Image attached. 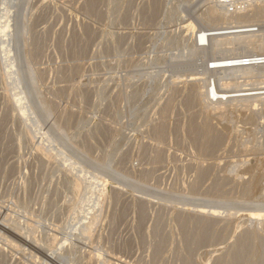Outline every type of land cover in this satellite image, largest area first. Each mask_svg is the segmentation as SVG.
<instances>
[{
    "label": "rangeland",
    "instance_id": "374dc122",
    "mask_svg": "<svg viewBox=\"0 0 264 264\" xmlns=\"http://www.w3.org/2000/svg\"><path fill=\"white\" fill-rule=\"evenodd\" d=\"M261 4L0 0V220L40 240L35 250L0 230V264H263L264 104L205 97L211 81L229 92L264 86L206 66L262 53ZM243 25L253 46L196 47L198 31ZM201 206L217 219H196Z\"/></svg>",
    "mask_w": 264,
    "mask_h": 264
},
{
    "label": "bare ground",
    "instance_id": "6f19581e",
    "mask_svg": "<svg viewBox=\"0 0 264 264\" xmlns=\"http://www.w3.org/2000/svg\"><path fill=\"white\" fill-rule=\"evenodd\" d=\"M213 1H215L217 4H219V5H227L226 7H236V4H243V5H247V7L249 6V7H255V6H253L252 4L254 3V1H261L262 3L264 2L263 0H213ZM212 2V1H211ZM252 5V6H251ZM261 5H263L262 7L264 8V4H261ZM259 7V6H258ZM235 9V8H234ZM241 9V8H240ZM243 9V8H242ZM252 9V8H251ZM260 9H261V7H260ZM237 10V9H236ZM249 10V9H248ZM253 10V9H252ZM262 10V9H261ZM214 11V8H211V12H213ZM256 11H257V9H256ZM258 11H259V9H258ZM241 12V11H240ZM248 12V11H247ZM253 31H254V29H253V25H243V26H233V27H226V28H220V29H209V30H201V31H198L197 32V38H196V47L197 48H199V47H204V46H209V44L211 43V41L213 42H217L216 43V45L217 46H224V45H227V46H230L231 44L233 45V41H240L241 39H246L247 40V43H248V45L249 46H253V44H254V42H255V34L253 33ZM256 32V31H255ZM260 50L262 51V53H260V54H258V53H255V54H240V55H237V56H234V57H226V58H217V59H211V60H209L208 62H206V63H208V64H206V66H207V69H213V70H217V71H223V72H238L239 73V75L240 76H242V77H246V78H252V79H264V43L263 44H261L260 45ZM209 84L207 85V91H206V93H205V97H206V99H207V101H208V103L210 102V103H215L216 105H221V104H223L222 102H224L225 100H226V102H227V100H234V101H237V100H248V99H251V100H258L259 102H261V104H264V86H262V87H258V88H253V89H249V90H237V91H219V89H217L216 88V84H215V82L214 81H211V83L210 82H208ZM227 84V83H226ZM259 85V84H258ZM261 85H263V84H261ZM227 86V85H226ZM229 86V85H228ZM227 86V87H228ZM16 88V87H15ZM13 89V88H12ZM15 90H17V88L15 89ZM14 90V91H15ZM13 91V92H14ZM12 92V93H13ZM24 94V93H23ZM15 95H16V93H15ZM14 95V96H15ZM19 95V94H18ZM17 95V96H18ZM25 96V95H24ZM23 96V97H24ZM23 100H24V98H23ZM39 100V99H38ZM19 101H22V100H19ZM24 102H25V100H24ZM42 102V101H41ZM233 102V101H232ZM253 102V101H252ZM257 102V101H256ZM258 102V103H259ZM21 103V102H20ZM19 103V104H20ZM43 103V102H42ZM228 103H229V101H228ZM18 104V105H19ZM22 104V103H21ZM225 104V103H224ZM17 105V106H18ZM24 105V104H23ZM22 105V106H23ZM45 105V104H44ZM216 105H214V106H216ZM252 105V104H251ZM20 106V105H19ZM27 106V105H26ZM42 106H43V104H42ZM46 106V105H45ZM48 106V105H47ZM44 107V106H43ZM25 108V107H24ZM30 108V107H29ZM43 109V108H42ZM44 109H46V108H44ZM20 110V109H19ZM23 110V109H22ZM25 110V109H24ZM48 110H50L49 109V107H48ZM52 111H53V109H52ZM23 112V111H22ZM26 112V111H25ZM47 112V111H46ZM51 112V111H50ZM32 113H34V112H32V108H31V114ZM25 114H27V113H24V115ZM30 114V113H29ZM46 114V113H45ZM49 114H51V113H49ZM48 114V115H49ZM34 115V114H33ZM36 115V114H35ZM26 116V115H25ZM29 116V115H28ZM27 116V117H28ZM44 116V115H43ZM35 117V116H34ZM24 118V117H23ZM31 118V117H30ZM27 119V118H26ZM29 120V119H28ZM33 121H36V120H33ZM38 121V120H37ZM205 121H206V119H205ZM25 122V121H24ZM26 123V122H25ZM36 124V123H35ZM39 124V123H38ZM40 125V124H39ZM203 125V124H202ZM28 126V125H27ZM36 126H37V124H36ZM161 126V125H160ZM24 127H25V125H24ZM192 127V126H191ZM208 128V127H207ZM27 129V128H26ZM33 129V128H32ZM209 129V128H208ZM25 130V129H24ZM192 130V129H191ZM199 130V129H198ZM203 130V129H202ZM205 130H206V127H205ZM21 131V130H20ZM23 132V131H22ZM195 132V131H194ZM203 132V131H202ZM201 132V133H202ZM21 133V132H20ZM38 133V132H37ZM158 133H159V131H158ZM197 133V132H196ZM200 133V132H199ZM206 133V132H205ZM18 134V133H17ZM23 134V133H22ZM28 134V133H27ZM30 134V133H29ZM163 134V133H162ZM24 135V134H23ZM38 135V134H37ZM157 135V134H156ZM199 136V135H198ZM210 136V135H209ZM27 137H29L28 135H27ZM40 137V136H39ZM30 138V137H29ZM44 140H46L45 138H43ZM200 139V138H199ZM198 139V140H199ZM32 140H34L33 138H32ZM32 140H29V141H32ZM209 140V139H208ZM43 141V140H42ZM46 141H49V140H46ZM28 142V141H27ZM45 142V141H44ZM200 142V141H199ZM26 143V142H25ZM31 143V142H30ZM29 143V144H30ZM34 143V142H33ZM204 144V143H203ZM36 146H38V145H36ZM40 147V146H39ZM42 147V146H41ZM46 147V146H45ZM43 148V147H42ZM48 148V147H47ZM35 149H36V147H35ZM44 149V148H43ZM38 150H40L39 148H38ZM46 150V149H45ZM47 150H49V152H51V149H47ZM206 150V149H205ZM41 151V150H40ZM39 151V152H40ZM35 152H36V154H37V151L35 150ZM43 152H41V154H42ZM53 153H55V152H53ZM206 153V152H205ZM44 154V156H45V153H43ZM47 154V153H46ZM49 154H52V153H49ZM39 155H40V153H39ZM48 155V154H47ZM55 155V154H54ZM53 154L51 155L52 157L54 156ZM42 156V155H41ZM56 156V155H55ZM48 157V156H47ZM45 158V157H44ZM57 158V157H56ZM48 159V158H47ZM46 159V160H47ZM53 159H55V157L53 158ZM49 160V159H48ZM51 160V159H50ZM243 165V164H242ZM235 166V165H234ZM205 167V166H204ZM208 167V166H207ZM237 167V166H236ZM201 168H203V167H201ZM200 169V168H199ZM258 169V166L257 165H254L253 167H251V169H250V171H251V176L253 177V176H255L257 173H255L256 172V170ZM69 170V169H68ZM198 170V169H197ZM235 170V169H234ZM262 170V169H261ZM70 171V170H69ZM228 171H230V170H228ZM253 171V172H252ZM71 172V171H70ZM200 172V171H199ZM206 172V171H205ZM71 173H73V174H75V170H74V172H71ZM261 173H262V171H261ZM260 173V174H261ZM204 174V173H203ZM202 176V175H201ZM69 177H71V176H69ZM75 178V177H74ZM74 178H73V180H74ZM77 178H78V176H77ZM81 178V177H80ZM199 178V177H198ZM202 178H204L203 176H202ZM249 178V177H248ZM254 178V177H253ZM259 178H261V177H259ZM203 180V179H202ZM259 180V179H258ZM80 181V180H79ZM78 180H77V182H79ZM81 181H82V178H81ZM252 181H254V180H252ZM101 182V181H100ZM249 182V181H248ZM82 183L83 182H81V185H82ZM251 183V182H250ZM256 183V182H255ZM72 185H74V184H72ZM197 185V184H196ZM248 185V184H247ZM75 186V188H76V190L79 188V189H81L80 188V184L78 185V184H75L74 185ZM195 186V185H194ZM201 186V185H200ZM200 186H198V187H200ZM251 186V185H250ZM256 186V185H255ZM70 187V186H69ZM202 187V186H201ZM200 187V188H201ZM204 187V186H203ZM206 187V186H205ZM212 187V186H211ZM220 187V186H219ZM219 187H218V189H219ZM74 188V187H73ZM193 188V187H192ZM207 188H209V187H207ZM245 188H246V186H245ZM248 188V187H247ZM246 188V189H247ZM84 189V188H83ZM194 189V188H193ZM197 189V188H196ZM205 189V188H204ZM217 189V188H216ZM217 189V190H218ZM74 190V189H73ZM76 190H74V191H76ZM215 190V189H214ZM245 190V189H244ZM248 190V189H247ZM80 191V190H79ZM82 191V190H81ZM79 192V193H82V192ZM202 191V190H201ZM204 192V191H203ZM219 192V191H218ZM247 192H249V190L247 191ZM246 191H245V193H247ZM77 193V192H76ZM76 193H75V195H76ZM206 193V192H205ZM74 195V196H75ZM81 194H79V196H80ZM249 195V194H248ZM77 196V195H76ZM78 197V196H77ZM76 197V198H77ZM2 199V198H1ZM80 199V198H79ZM4 200V199H3ZM73 200V199H72ZM76 200V199H75ZM74 200V201H75ZM78 200V199H77ZM76 200V201H77ZM70 201V200H69ZM4 202V201H3ZM78 202H81V201H78ZM7 203V202H6ZM29 203V202H28ZM68 203V202H67ZM2 204V203H1ZM0 204V205H1ZM20 204H22V202L20 203ZM19 204V205H20ZM72 204V203H71ZM75 204V203H74ZM14 205V204H13ZM12 205V206H13ZM27 205H29V204H27ZM11 206V207H12ZM69 206H70V204H69ZM72 207H75V206H73V205H71ZM16 207V206H15ZM78 207V206H77ZM202 207V208H201ZM199 209V211H197V213H196V215H194V216H196V219H198V220H202L203 218L205 219V217H207V216H211L210 218H212V217H215L214 215H215V213L214 212H212V211H209V209L207 210V208H203V206H201ZM9 208V207H8ZM28 208V206H26V209ZM25 209V210H26ZM74 209V208H73ZM10 210H11V208H10ZM16 210V209H15ZM23 210V209H22ZM29 210V209H28ZM78 210V209H77ZM4 211V210H3ZM27 211V210H26ZM255 210H253V212H254ZM256 211H262V210H256ZM1 212V211H0ZM5 212H6V210H5ZM10 212V211H9ZM8 212V213H9ZM18 212V211H17ZM28 212V211H27ZM26 212V213H27ZM70 213H71V211H69ZM194 212H195V210H194ZM209 212H211V213H209ZM263 212H264V210H263ZM8 213H7V215H8ZM11 213V212H10ZM5 215V214H4ZM73 215H75V213L73 212ZM86 215V214H85ZM94 215V214H93ZM93 215H91V217L93 216ZM218 215V214H217ZM216 215V216H217ZM1 216V215H0ZM6 216V215H5ZM10 216V215H9ZM12 216V215H11ZM21 216V215H20ZM77 216V215H76ZM75 216V217H76ZM82 216V215H81ZM84 216V215H83ZM82 216V217H83ZM88 217L87 218H90L89 217V215H87ZM96 217H97V215H95ZM94 216V217H95ZM184 216V215H183ZM261 215L259 214V213H252V215H251V218L252 219H255V218H258V217H260ZM4 217V216H3ZM8 217V216H7ZM23 217V216H22ZM73 216H71V218H72ZM80 217V216H79ZM85 217V216H84ZM94 217H92V218H94ZM190 217V216H189ZM2 218V217H1ZM0 218V219H1ZM18 218V217H17ZM192 218H194L193 216H192ZM216 218V217H215ZM3 219V218H2ZM85 219H86V217H85ZM195 219V218H194ZM217 219V218H216ZM215 219V220H216ZM17 220V219H16ZM76 220V219H75ZM75 220L73 221V222H75ZM90 220H91V218H90ZM90 220L88 219V222H89V224L87 225V224H85L86 226L83 228V231H82V233L84 234H86V235H88L87 237H89V236H91L92 234H90V230H91V228L93 227V224H92V226H91V224H90ZM96 220H98V218L97 219H95V221ZM206 220V219H205ZM210 220V219H209ZM208 220V221H209ZM212 220H213V218H212ZM18 221H20V219L18 220ZM17 221V222H18ZM71 221V220H70ZM79 221H81V220H79ZM84 221V220H83ZM93 221V220H92ZM91 221V222H92ZM94 221V222H95ZM185 221V220H184ZM77 222V221H76ZM202 222V221H201ZM200 222V223H201ZM8 223H10V220L9 219H7V220H5V218H4V220H0V230H2V231H4V232H6V233H8V235H10L11 237H12V239L14 238V239H17V240H20L21 241V243H24V244H26L29 248H32V249H35V250H37L38 249V247H36V246H34V241L31 243V241L34 239L35 240V244L37 243V242H39L38 240H37V238L35 237V236H32L30 233H29V235H27V236H32L31 238H32V240H25V238H26V233L27 232H25V238H21L19 235L21 234L20 233V230L22 229V227H21V229H18V228H16V227H12V226H9V224ZM19 223V222H18ZM21 223V222H20ZM83 223V222H82ZM87 223V222H86ZM93 223V222H92ZM204 223V222H203ZM215 223H216V221H215ZM27 224H28V222H27ZM30 224V223H29ZM77 224H79V222H77ZM81 224V223H80ZM84 224V223H83ZM199 224V223H198ZM207 224V223H206ZM22 225V224H21ZM31 225V224H30ZM29 225V226H30ZM76 225V224H75ZM75 225H73V226H75ZM196 225V224H195ZM211 225V224H210ZM216 225H217V223H216ZM7 226H9V227H12V228H14L15 230H13V231H15L16 233H13V232H10L9 230H8V227ZM18 226V225H17ZM28 228H29V226L28 225H26ZM35 226V225H34ZM205 226V225H204ZM214 226V225H213ZM79 226H77V228H78ZM83 227V226H82ZM208 227V226H207ZM211 227V226H210ZM12 228H10V229H12ZM30 228H31V226H30ZM29 228V229H30ZM76 228V229H77ZM196 228V227H195ZM199 228V227H198ZM209 228V227H208ZM34 229V228H33ZM36 229V228H35ZM94 229V228H93ZM210 229V228H209ZM212 229V228H211ZM214 229V228H213ZM22 230H24V228L22 229ZM28 230V229H27ZM78 230H80V228L78 229ZM31 231H33V230H31ZM94 231V230H93ZM196 231V230H195ZM199 232H201L200 231V229L198 230ZM198 231H197V233H196V236H194L193 238L195 239V237L197 238V239H200L201 237H202V232H201V234L200 233H198ZM211 231V230H210ZM4 232H2V233H4ZM24 232V231H23ZM28 232H30V231H28ZM92 232V231H91ZM191 232H192V230H191ZM20 233V234H19ZM78 233H79V231H78ZM77 233V234H78ZM214 233V232H213ZM1 234V233H0ZM23 234V236H24V233H22ZM28 234V233H27ZM90 234V235H89ZM192 234V233H191ZM195 234V233H194ZM209 234V233H208ZM210 234H212V233H210ZM215 234V233H214ZM246 234V233H245ZM247 234H249V233H247ZM3 235V234H2ZM4 235L5 236H7V234H5L4 233ZM36 235V234H35ZM80 235V234H79ZM190 235V234H189ZM219 235H220V233H219ZM250 235V234H249ZM10 236H8V237H10ZM43 236H44V234H43ZM52 236V235H51ZM83 238L85 237V235L83 236V235H81ZM193 236V235H192ZM246 236V235H245ZM248 236V235H247ZM3 238L4 236H0V238ZM56 236H54V239L53 240H55V241H57V237L55 238ZM76 237V236H75ZM185 237V236H184ZM217 237V236H216ZM252 237V236H251ZM1 238V241L3 240ZM5 238V237H4ZM30 238V237H29ZM28 238V239H29ZM47 238V237H46ZM49 238V237H48ZM186 238V237H185ZM188 238H191V237H188ZM203 238V237H202ZM213 238V237H212ZM211 238V239H212ZM245 238V237H244ZM243 238V240H249V239H244ZM255 238V237H254ZM40 239H42V238H40ZM51 240H52V238H50ZM197 239H195V240H197ZM204 239H205V237H204ZM207 239V238H206ZM208 239H210V237L208 238ZM208 239H207V241H208ZM44 240V239H43ZM193 240V239H192ZM216 240V239H215ZM242 240V239H241ZM254 240V239H253ZM0 241V242H1ZM5 241H8L7 240V238H6V240ZM212 241V240H211ZM219 241V240H218ZM239 241V240H238ZM251 241V240H250ZM9 242H11L10 240L8 241V243ZM49 242H50V240L48 241V244H46V245H48L49 246ZM52 242V241H51ZM187 242V241H186ZM189 242V241H188ZM205 242V241H204ZM8 243H7V245H8ZM46 243H47V241H46ZM55 243V242H54ZM195 243V242H194ZM220 243V242H219ZM234 243V242H233ZM243 243H245V242H243ZM5 243H3V245H4ZM15 244L16 243H14V246H15ZM23 244V245H24ZM41 244V243H40ZM44 244V243H43ZM52 244V243H51ZM200 244V243H199ZM213 244H214V242H213ZM235 244V243H234ZM2 245V244H1ZM53 245V244H52ZM52 245H50V246H52ZM195 245V244H194ZM201 245V244H200ZM206 245V244H205ZM209 245V244H208ZM219 245V244H218ZM246 245V244H245ZM5 247H6V245H4ZM9 246H11V247H13V244L11 245V244H9L8 245V247ZM41 246V245H40ZM44 245H42V247H43ZM54 246H56V243L54 244ZM160 246V245H159ZM211 246V245H210ZM215 246V245H214ZM235 246V245H234ZM242 246H243V244H242ZM250 246V245H249ZM3 247V246H2ZM16 247V246H15ZM15 247H13V248H15ZM158 247V246H157ZM157 247H156V249H157ZM162 247V246H161ZM160 247V248H161ZM187 247H189V246H187ZM196 247H198V246H196ZM212 247V246H211ZM238 247V246H237ZM244 247V246H243ZM251 247V246H250ZM10 248V247H9ZM12 248V249H13ZM23 248V247H22ZM25 248V247H24ZM37 248V249H36ZM53 247H51V249H52ZM185 248V247H184ZM202 248H205V247H202ZM236 248V247H235ZM239 248V247H238ZM240 248H241V246H240ZM1 249V248H0ZM11 249V248H10ZM18 249V248H17ZM16 249V250H17ZM47 249H48V247H47ZM195 249V248H194ZM198 249V248H197ZM237 249V248H236ZM242 250H244L243 248H241ZM251 249V248H250ZM15 250V249H14ZM19 250V249H18ZM21 250V249H20ZM34 250V251H35ZM42 250V249H41ZM44 251H45V247H44V249H43ZM42 250V251H43ZM48 250H50V248L48 249ZM184 250V249H183ZM202 250V249H201ZM242 250H239V251H242ZM246 250H249V249H246ZM246 250H245V252H246ZM254 250V249H253ZM252 250V251H253ZM6 251V250H5ZM5 251H3V250H1V255L3 254L2 252H5ZM30 251V250H29ZM52 251H54V250H52ZM52 251H50V253H52ZM156 251H158V250H156ZM181 251H182V249H181ZM199 251V250H198ZM250 251V250H249ZM21 252V251H20ZM23 252V251H22ZM28 252V251H27ZM38 252V251H37ZM46 252H47V250L45 251V254H46ZM161 252V251H160ZM194 252V251H193ZM201 252V251H200ZM236 252V251H235ZM29 253V252H28ZM31 253V252H30ZM66 253V252H65ZM70 253V252H69ZM182 253H184V252H182ZM232 253H233V250H232ZM254 253H256V252H254ZM5 254V253H4ZM9 254V253H8ZM36 254H38V253H36ZM57 254H58V252H57ZM159 254V253H158ZM189 254V253H188ZM202 254H203V252H202ZM229 254V253H228ZM227 254V255H228ZM235 254V253H234ZM233 254V255H234ZM251 254V253H250ZM32 255V254H31ZM35 255V254H34ZM33 255V256H34ZM42 255V254H41ZM48 255V254H47ZM46 255V256H47ZM54 255V254H53ZM64 255V254H63ZM190 255V254H189ZM192 255V254H191ZM245 255V254H244ZM252 255V254H251ZM250 255V256H251ZM258 255V254H257ZM50 256V255H49ZM51 256H52V254H51ZM50 256V257H51ZM57 256V255H56ZM56 256L54 257V258H56ZM69 256V255H68ZM185 256V255H184ZM234 256H237V255H234ZM242 256H243V254H242ZM253 256V255H252ZM255 256V255H254ZM4 257V256H3ZM7 257V256H6ZM38 257H40L39 255H38ZM38 257H35L34 256V259L36 258H38ZM44 258H45V256H43ZM42 257V258H43ZM73 257V256H72ZM233 257V256H232ZM244 257V256H243ZM249 257V256H248ZM248 257H247V260L249 261V259H248ZM258 257V256H257ZM261 257V256H260ZM262 257H263V255H262ZM261 257V258H262ZM52 258V257H51ZM71 258V257H70ZM74 258V257H73ZM186 258V257H185ZM184 258V259H185ZM189 258V257H188ZM224 258V257H223ZM240 258V257H239ZM242 258V257H241ZM241 258L238 260L237 259V261H235L234 262V260H233V262H232V264H241ZM250 258V257H249ZM256 258V257H255ZM187 259V258H186ZM257 259V258H256ZM3 260V259H2ZM45 260V259H44ZM47 260V259H46ZM182 260V259H181ZM188 260V259H187ZM242 260H244V259H242ZM252 260H254L253 259V257H252ZM1 261V260H0ZM37 261V260H36ZM50 261V260H49ZM57 261H59L58 259H57ZM61 261H63V260H61ZM72 261H73V259H72ZM71 261V262H72ZM76 261V260H75ZM75 261H74V263H75ZM155 261V260H154ZM185 261V260H184ZM257 261H258V259H257ZM261 261V260H260ZM45 262H47V261H45ZM56 262V261H55ZM77 262V261H76ZM224 262V261H223ZM227 262V261H226ZM255 262V261H254ZM35 263V262H34ZM50 263V262H49ZM59 263H60V261H59ZM78 263V262H77ZM182 263V262H181ZM184 263V262H183ZM229 263V262H228ZM231 263V262H230ZM246 263H248V262H246ZM263 263V262H262ZM20 264H23V263H20ZM57 264V263H56ZM70 264V263H69ZM72 264V263H71ZM111 264V263H110ZM155 264V263H154ZM249 264V263H248ZM253 264V263H252ZM258 264V263H257ZM260 264V263H259ZM264 264V263H263Z\"/></svg>",
    "mask_w": 264,
    "mask_h": 264
},
{
    "label": "built area",
    "instance_id": "2783aa9c",
    "mask_svg": "<svg viewBox=\"0 0 264 264\" xmlns=\"http://www.w3.org/2000/svg\"><path fill=\"white\" fill-rule=\"evenodd\" d=\"M217 4V3H216ZM219 5V4H218ZM222 8H224V9H227V10H229L227 7H225V6H222ZM232 10H229V12H231Z\"/></svg>",
    "mask_w": 264,
    "mask_h": 264
}]
</instances>
